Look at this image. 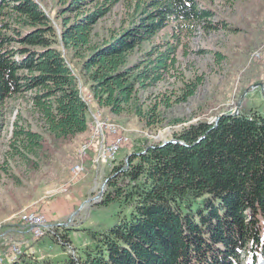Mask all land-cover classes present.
I'll list each match as a JSON object with an SVG mask.
<instances>
[{"label":"trees","instance_id":"trees-1","mask_svg":"<svg viewBox=\"0 0 264 264\" xmlns=\"http://www.w3.org/2000/svg\"><path fill=\"white\" fill-rule=\"evenodd\" d=\"M57 2L59 28L38 0H0V139L11 124L10 155L26 161L44 148L43 133L59 141L89 130V106L64 49L101 107L115 115L131 111L153 127L163 122L162 104L173 101L146 105L143 91L172 74L178 50L197 28L223 25L213 23L216 12L204 0ZM120 5V25L101 38L98 24ZM199 80L184 82L175 101H187ZM19 98L43 133L25 122L20 109L10 120ZM175 140L140 145L112 165L102 204L117 206V222L94 232V244L66 264H259L264 116L242 110L218 122L200 120L175 133ZM56 235L63 246L72 245L66 226ZM25 254L3 264H50Z\"/></svg>","mask_w":264,"mask_h":264},{"label":"rangeland","instance_id":"rangeland-1","mask_svg":"<svg viewBox=\"0 0 264 264\" xmlns=\"http://www.w3.org/2000/svg\"><path fill=\"white\" fill-rule=\"evenodd\" d=\"M38 1L59 28L57 0ZM208 6L216 12L213 23L221 20L223 25L218 29L197 28L195 35L187 39V47L178 50L179 62L172 70L173 75H167L157 86L142 93L146 105L166 97L173 101L170 107L162 104L164 119L157 126H147L131 111L115 115L101 107L94 100L78 64L72 61L71 52L62 46L79 78L82 97L89 102H86L89 130L71 140L57 141L43 133L27 103L21 98L14 102L16 107L10 120L13 121L20 109L25 122L43 133L45 144L38 154H30L31 160L26 161L18 155H10L11 124L0 139V234L3 233L0 250L5 259L11 255V245L20 243L22 251L10 256L11 261L26 253L50 264H66L71 254L78 255L93 245L94 232L106 231L117 222V206L102 204L107 184L103 195L99 196L112 165L127 160L140 145L175 139V133L183 127L200 120L215 122L219 116L235 112L238 106L239 113L254 111L264 116V91L261 87L253 88L256 83H264V0H214ZM124 13L125 8L120 5L100 21L97 29L101 38L118 28ZM163 33L156 41L161 40ZM199 78L195 94L187 101L176 102L184 82ZM98 114L102 116L100 124L110 123L129 141L110 165L94 162L99 143H96L98 136L93 139V128L97 127L100 132ZM86 144L92 145L85 158L86 171L82 177L72 178L81 171V154ZM33 211L44 213L52 224L37 238L24 225ZM61 226L69 229L72 245L61 244L56 235ZM258 258L259 264H264V254ZM252 259L250 255L246 261Z\"/></svg>","mask_w":264,"mask_h":264},{"label":"built area","instance_id":"built-area-1","mask_svg":"<svg viewBox=\"0 0 264 264\" xmlns=\"http://www.w3.org/2000/svg\"><path fill=\"white\" fill-rule=\"evenodd\" d=\"M101 114H98V122L100 124ZM129 141L124 140L123 136H120L118 129L114 126L107 124H100V135L96 140V143H99L98 155L94 158L96 163H108L109 165L117 158L121 148L126 145ZM96 145V144H94ZM92 145H85L83 154H81V171L72 176V178L82 177L86 171L85 158L88 154V150ZM25 227L28 229L29 233H32L35 238L37 234H44L45 230L52 226L50 224L47 216L44 213L34 212L30 215V218L24 222ZM3 236V233L0 234V237ZM20 243H14L11 245V255L15 256L17 252H21ZM3 252L0 250V262L5 260Z\"/></svg>","mask_w":264,"mask_h":264},{"label":"water","instance_id":"water-1","mask_svg":"<svg viewBox=\"0 0 264 264\" xmlns=\"http://www.w3.org/2000/svg\"><path fill=\"white\" fill-rule=\"evenodd\" d=\"M255 87H261V88L263 89V91H264V83H262V82L256 83V84L254 85L253 88H255ZM248 91H249V89L246 90V92H248ZM240 103H241V101H240ZM239 110H240V108H239V106H238V108H237V110H236L235 112H233V113H225V114H223V115H227V116H235V115H238V114H239ZM219 118H220V116L217 118V120H216L217 122H218ZM169 142H177V140H175V139L167 140V141H164V144H167V143H169ZM128 159H129V157H128ZM128 159H127V160H128ZM107 181H108V180L105 181V183H104V185H103V188H102V190H101L99 196L103 195L104 190H105V185L107 184Z\"/></svg>","mask_w":264,"mask_h":264},{"label":"bare ground","instance_id":"bare-ground-1","mask_svg":"<svg viewBox=\"0 0 264 264\" xmlns=\"http://www.w3.org/2000/svg\"><path fill=\"white\" fill-rule=\"evenodd\" d=\"M260 48H262V47H260ZM260 48H259V49H260ZM85 100H86V102H88L86 98H85ZM88 103H89V102H88ZM99 128H100V127H99ZM93 131H94V137H93V139H94V138H96V137L98 136V134H99L100 132H99L98 128L95 127V126H94V128H93ZM123 139H124V137H123ZM38 235H42V234H37V236H38Z\"/></svg>","mask_w":264,"mask_h":264},{"label":"crops","instance_id":"crops-1","mask_svg":"<svg viewBox=\"0 0 264 264\" xmlns=\"http://www.w3.org/2000/svg\"><path fill=\"white\" fill-rule=\"evenodd\" d=\"M87 88V86H85ZM88 89V88H87ZM24 233V232H23ZM8 258H10V256H8Z\"/></svg>","mask_w":264,"mask_h":264}]
</instances>
